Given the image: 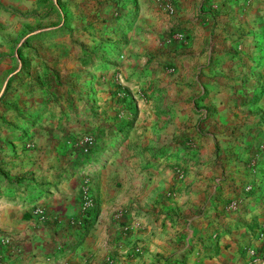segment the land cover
I'll return each mask as SVG.
<instances>
[{
	"label": "crops",
	"instance_id": "0c3cea01",
	"mask_svg": "<svg viewBox=\"0 0 264 264\" xmlns=\"http://www.w3.org/2000/svg\"><path fill=\"white\" fill-rule=\"evenodd\" d=\"M27 3L0 0V50ZM173 3L172 14L151 10L134 47L119 46L129 58L141 52L152 77L179 85L162 88L169 100L145 148L119 152L133 123L117 127L109 158H94L85 211L88 166L47 183L6 165L26 189L0 185V264H264V0ZM169 29L182 36L162 34ZM169 187L178 193L163 199Z\"/></svg>",
	"mask_w": 264,
	"mask_h": 264
},
{
	"label": "rangeland",
	"instance_id": "374dc122",
	"mask_svg": "<svg viewBox=\"0 0 264 264\" xmlns=\"http://www.w3.org/2000/svg\"><path fill=\"white\" fill-rule=\"evenodd\" d=\"M27 5L14 24L18 29L15 37L10 35L11 45L0 50V91L9 74L19 72L9 96L21 100L26 120L33 121L28 113H41L22 141L10 137L18 131L0 126V164L47 183L72 168L86 165L90 172L117 146V127L130 121L133 130L119 152L143 150L145 132L158 124L152 121L169 100L162 88L179 85L152 77L144 71L141 52L129 58L119 46L133 41L134 47L133 38L142 33L151 10H163L156 0H32ZM170 29L162 34L179 33ZM88 52L95 58L83 65ZM151 133L149 138L160 140V133ZM95 157H101L100 163H94ZM121 160L125 165L131 161ZM91 173L83 175L81 204L84 192L92 193ZM177 193L169 187L160 194L166 199Z\"/></svg>",
	"mask_w": 264,
	"mask_h": 264
},
{
	"label": "trees",
	"instance_id": "16d2710c",
	"mask_svg": "<svg viewBox=\"0 0 264 264\" xmlns=\"http://www.w3.org/2000/svg\"><path fill=\"white\" fill-rule=\"evenodd\" d=\"M176 32V30H172V33ZM112 42H114V40ZM87 55H89V57L87 56L81 60L83 65H88L95 58V54L92 52H88ZM17 77H19L18 74L11 76L8 84L6 85V89L0 97V126L10 131H18L17 134H12L10 137L13 140L22 141L27 130L36 122L39 117L38 115H40L41 112L40 109H38L34 113L27 114L29 116H33V121L26 120L23 117L24 109L20 105L21 100L14 96H9L10 82L15 80ZM23 180L24 179L20 177L12 178L6 165L0 164V185L4 186L5 189L10 192H14L21 187L24 188ZM24 189H26V187Z\"/></svg>",
	"mask_w": 264,
	"mask_h": 264
},
{
	"label": "built area",
	"instance_id": "2783aa9c",
	"mask_svg": "<svg viewBox=\"0 0 264 264\" xmlns=\"http://www.w3.org/2000/svg\"><path fill=\"white\" fill-rule=\"evenodd\" d=\"M156 2L159 4V6L166 11L169 14H172L174 12V5H173V0H156ZM175 37L180 38L182 36V34L180 33H176L174 34ZM177 178H182L184 175V171L182 170L181 167H176L174 170ZM251 186L250 185H246L245 186V190H250ZM93 205V199L91 197V195L88 192H84L83 194V202L81 204V208L83 211L87 210L89 207H91ZM236 205V201H232L230 202V206L234 207ZM2 242L7 243L9 241V239L7 237H3ZM136 251H139V248L135 249ZM251 253L254 252L253 249L250 250Z\"/></svg>",
	"mask_w": 264,
	"mask_h": 264
},
{
	"label": "water",
	"instance_id": "95a60500",
	"mask_svg": "<svg viewBox=\"0 0 264 264\" xmlns=\"http://www.w3.org/2000/svg\"><path fill=\"white\" fill-rule=\"evenodd\" d=\"M9 79V78H8ZM8 79L6 80V83L8 82ZM4 89H5V86L2 88V90L0 91V97H1V95L3 94V92H4Z\"/></svg>",
	"mask_w": 264,
	"mask_h": 264
}]
</instances>
